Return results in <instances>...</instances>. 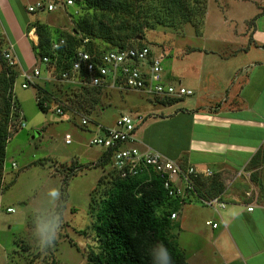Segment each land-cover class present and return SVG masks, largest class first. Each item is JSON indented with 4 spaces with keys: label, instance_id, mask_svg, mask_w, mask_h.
<instances>
[{
    "label": "rangeland",
    "instance_id": "374dc122",
    "mask_svg": "<svg viewBox=\"0 0 264 264\" xmlns=\"http://www.w3.org/2000/svg\"><path fill=\"white\" fill-rule=\"evenodd\" d=\"M128 1L132 3L133 11L119 10L117 19L114 17L117 21L114 27H119L120 21H124V26L129 24L122 28L131 30L135 27L139 43L151 47L156 55L163 53V71L170 72L175 78L188 76V79H193L195 66L201 56L191 54L199 48L206 52H217L222 47L229 48L231 44L236 47L235 44L240 43L238 39L227 37L224 25L232 23L231 10L236 6V0H180L173 9L172 4L166 0ZM260 1L264 6V0ZM180 8L193 11L192 15L184 18ZM239 12L240 10L236 13L237 16ZM96 13L98 12L94 9L85 11L83 19L91 18ZM73 14L72 8L66 12L39 15H31L22 10V16L28 19L29 24L41 22L47 26L52 36L72 32L75 24L72 25L67 15ZM252 25L253 20L248 23V30H251ZM1 40L0 75L1 65L5 62L8 64L4 55L10 53L16 62L14 67L19 76L10 91V111L6 118L2 115L5 110L3 101L7 94L0 84V127H4L10 135L0 180V264H92L89 257L99 253L98 241L92 228L96 224V214L104 193L111 187L113 176L111 163L99 165L103 149L89 145L96 133L95 125L111 128L121 115L129 114L132 118L137 116L142 118V123L135 135L138 140H143L145 129L153 119H160L150 117L153 116L152 113H158L161 107L167 106L159 105L156 100L144 94L113 89L103 90L94 105L87 98H82L79 92L67 91L66 83L56 77L52 78L42 69L40 78L23 90L20 88V75L24 70L18 64L6 32L0 27V42ZM98 42L102 47L110 48L108 44ZM137 42L135 38L125 41L128 46L138 45ZM209 59L204 62L207 63ZM22 63L25 64L23 61ZM189 82L182 81V86L190 89L192 85ZM34 86L51 94L47 111L39 109ZM193 98L194 96L182 99L184 101L177 103L174 108L193 106ZM57 107L63 110V115L55 114ZM17 109L23 114L24 128L17 126ZM144 118L151 119L145 121ZM83 119L88 121L87 126H82ZM153 130L150 138L163 147L162 133ZM66 135L71 137L70 144L65 143ZM178 163L181 164V161ZM12 164L15 165L14 168ZM259 167L250 165L249 168L254 171ZM65 177L69 181L63 188ZM14 180L15 183L2 193V189ZM50 187L59 188L65 195L64 200L52 201L47 196ZM7 209H12L13 212L7 213ZM61 209L63 224L58 240L54 247L41 251L32 235L33 214L37 210L55 213ZM161 214V211L157 212L158 216ZM29 221L31 227L28 226ZM167 235L173 238L177 246L182 245L181 240L187 235L190 237L187 233L178 240L175 228L168 231ZM192 240L191 236L190 241ZM195 244L193 240L192 246ZM184 255L186 257V253ZM189 258L186 257L187 264H196L195 260L190 261Z\"/></svg>",
    "mask_w": 264,
    "mask_h": 264
},
{
    "label": "crops",
    "instance_id": "0c3cea01",
    "mask_svg": "<svg viewBox=\"0 0 264 264\" xmlns=\"http://www.w3.org/2000/svg\"><path fill=\"white\" fill-rule=\"evenodd\" d=\"M28 2L0 0V27L24 71L36 65L25 33L29 21L22 16ZM235 2L232 23L224 25L227 37L240 43L217 52L202 48L192 52L201 56L192 80L164 73L166 83L182 86V81H190L193 106L161 107L150 116L160 119H153L144 139L135 135L142 151L213 172L211 178L198 179L199 195L217 197L225 207L208 208L191 197L192 202L185 199L173 220L178 240L190 234L177 247L196 264H264V165L254 171L249 168L264 144V6L260 0ZM206 59L210 61L205 63ZM153 129L162 133L163 147L150 138ZM208 221L217 227L206 226Z\"/></svg>",
    "mask_w": 264,
    "mask_h": 264
},
{
    "label": "trees",
    "instance_id": "16d2710c",
    "mask_svg": "<svg viewBox=\"0 0 264 264\" xmlns=\"http://www.w3.org/2000/svg\"><path fill=\"white\" fill-rule=\"evenodd\" d=\"M166 1L172 4V9L176 8L180 2V0ZM131 4L128 0H82L79 4L80 15L71 21L75 27L72 26V32L66 35L52 36L47 26L39 21L29 24L25 28L26 35L34 30L37 37V44L30 40L31 50L36 59L35 67H39L52 78L56 77L60 80L61 75L70 69L75 60V53L83 45L85 39L88 40V43L83 47L88 53L96 56L106 51L151 48L139 43L138 30L135 27L131 30L122 28L127 24L124 26V21L119 22V27H114L117 23V12L122 9L124 11L131 10ZM91 9L98 13L91 18L83 19L85 11ZM180 10L184 18H188L193 12L184 8H180ZM109 16H113V18H109ZM256 18L253 19V23ZM131 38H135L138 45L128 46L125 43ZM61 39L65 41V45L58 50H52V44ZM98 41L108 44L110 48L102 47ZM2 42L1 40L0 45L3 44ZM44 58L48 59L46 66L41 65ZM1 71L0 84L7 94L3 101L5 110L2 116L6 118L10 111V91L19 74L15 67L9 66L6 62L1 65ZM34 88L37 90L36 101L39 109L43 112L47 111L44 104L50 103L51 94L41 87L34 86ZM65 88L67 91L79 92L82 98H87L94 105L97 104L98 96L103 91L100 88H75L69 85H66ZM182 99H164L156 100V102L159 105L172 106L181 102ZM9 138L10 135L5 128L0 127V180ZM110 157L111 153L104 151L98 160L99 165L104 166L111 163ZM249 164L254 167L264 165V144L253 155ZM112 173L111 187L104 193V198L96 214V224L92 228L98 241L99 253L91 255L89 261L92 264H152L149 250L157 242H163L171 252L173 264H187L184 252L177 247L173 238L167 235V232L176 226L173 224L171 215L178 212L185 203V199L168 197L162 188L161 180L157 177H153L149 183H146L144 175L121 179L115 171ZM68 181L69 178L67 180L65 177L62 182L63 188L67 186ZM14 183L15 180L3 188L2 193ZM196 191L197 193L201 192L200 189H196ZM63 197H65L64 193H62L61 199ZM187 200L189 203L192 202L190 199ZM158 211L162 213L160 216L157 215ZM28 226H32L31 221L28 222Z\"/></svg>",
    "mask_w": 264,
    "mask_h": 264
},
{
    "label": "built area",
    "instance_id": "2783aa9c",
    "mask_svg": "<svg viewBox=\"0 0 264 264\" xmlns=\"http://www.w3.org/2000/svg\"><path fill=\"white\" fill-rule=\"evenodd\" d=\"M82 0H29L25 6L28 14L56 12H66L69 8L74 10L73 15H67L72 21L80 15L79 4ZM30 39L37 44V37L32 30ZM33 38V39H32ZM35 38V39H34ZM88 40H83V45L77 49L75 60L70 69L64 72L60 81L75 88H100L102 90L129 91L144 94L148 98L162 101L164 99H181L193 96L191 90L185 89L181 85L170 84L164 81L162 60L164 54H154L151 48H129L123 51H106L100 55H91L83 47ZM65 45L61 39L52 44V50H58ZM9 66L14 67L15 61L12 54L4 55ZM48 59L44 58L41 65H47ZM51 74V73H50ZM39 67H33L30 71H23L20 75L23 90L28 89L31 84L40 78ZM44 104V108H48ZM18 128H24V117L19 109ZM57 116L63 115L61 108L55 109ZM134 118V117H133ZM129 114L119 116L113 127L106 128L99 124L95 125L96 133L89 141L90 146L100 147L103 151L111 153L110 161L112 171L121 179L135 178L140 175L146 176V183L153 177L161 180L162 188L170 198L199 200L201 204L208 208H224L225 204L217 197L205 198L197 193V181L201 176L211 178L213 172L209 169L201 170L195 166H183L177 161L170 160L163 155L151 151L140 150L136 146V130L142 123V118L133 119ZM82 126H87L88 121L83 119ZM65 143H71V137L65 136ZM14 168L15 165L12 164ZM190 195V196H187ZM251 211L252 208H248ZM12 209H7V213H12ZM171 219H176V214L171 215ZM206 226L213 229L216 224L208 221Z\"/></svg>",
    "mask_w": 264,
    "mask_h": 264
},
{
    "label": "clouds",
    "instance_id": "9594fccd",
    "mask_svg": "<svg viewBox=\"0 0 264 264\" xmlns=\"http://www.w3.org/2000/svg\"><path fill=\"white\" fill-rule=\"evenodd\" d=\"M47 196L52 201H60L62 193L57 187H50ZM63 224L62 209L59 212L49 213L37 210L33 214L32 235L37 247L47 251L55 246ZM152 264H173L170 250L163 242H157L149 250Z\"/></svg>",
    "mask_w": 264,
    "mask_h": 264
}]
</instances>
